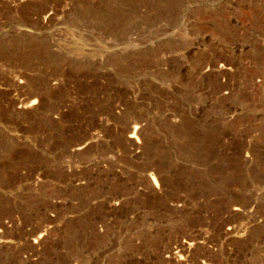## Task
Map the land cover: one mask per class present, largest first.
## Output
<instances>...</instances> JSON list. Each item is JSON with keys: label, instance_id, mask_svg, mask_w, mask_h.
Wrapping results in <instances>:
<instances>
[{"label": "rangeland", "instance_id": "obj_1", "mask_svg": "<svg viewBox=\"0 0 264 264\" xmlns=\"http://www.w3.org/2000/svg\"><path fill=\"white\" fill-rule=\"evenodd\" d=\"M0 264H264V0H0Z\"/></svg>", "mask_w": 264, "mask_h": 264}, {"label": "bare ground", "instance_id": "obj_2", "mask_svg": "<svg viewBox=\"0 0 264 264\" xmlns=\"http://www.w3.org/2000/svg\"><path fill=\"white\" fill-rule=\"evenodd\" d=\"M130 137H132V135H130Z\"/></svg>", "mask_w": 264, "mask_h": 264}]
</instances>
